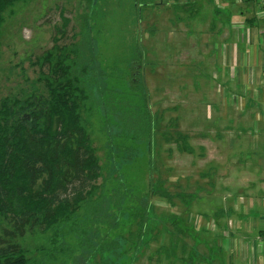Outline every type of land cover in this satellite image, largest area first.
<instances>
[{"label":"rangeland","instance_id":"374dc122","mask_svg":"<svg viewBox=\"0 0 264 264\" xmlns=\"http://www.w3.org/2000/svg\"><path fill=\"white\" fill-rule=\"evenodd\" d=\"M239 1L235 0V4ZM208 2L212 6L221 4L219 0ZM200 3L201 0H28L14 4L4 14L0 31V97L25 96L40 87V68L35 61L55 43L69 44L85 60L92 58L110 76L111 73L127 75L132 66L134 77L142 76L145 81L156 126L150 147L141 145L138 158L124 163L122 153L105 142L106 129L100 124L102 122L98 123L102 117L97 116L93 121L95 145L105 166L103 176L107 181H116L117 177L119 181H126L127 188L134 190L137 200L151 203L150 216L154 218L141 229L142 238L132 241L139 250H129L123 258H116V264H181L184 253L193 263L197 260L196 255L197 258L210 256L215 261L219 248L225 249V238L242 237L248 232L246 222L254 224L255 220L264 219V183L239 181L236 175L232 181H226L229 178L218 177V174L227 164L221 162L220 166L214 157L208 161V152H213L218 158L228 155L229 159L238 162L251 157L250 150L245 147L250 141L236 136H240L243 124L240 123L241 128L235 131V122L226 123L229 128L221 143L211 142L208 137L201 142L203 137L199 136L203 131L213 135L218 125V129L223 130L226 117L234 115L233 119H236L247 111V108L243 110L245 107L241 102L234 103L229 97L225 103H220L221 106L215 107L214 104L209 107L205 103L214 76L211 71L221 68L203 67V64L210 63L211 53L203 52L202 58L194 60V51L184 50V44L176 39L177 31L181 35L185 28L190 39L196 40L199 30L195 28V22L202 26L209 22L208 18L205 20L206 14L210 15L207 8L202 9L200 17L192 19L194 9L199 8ZM61 16L69 20L66 27H63ZM262 33L264 36V31ZM54 37H60V40L55 41ZM200 80L206 83V93L194 88V84H203ZM111 81L115 89L128 88L121 78L114 77ZM212 85L219 89L222 84L214 81ZM114 101V98L105 100L104 104ZM104 104L101 107L105 108ZM222 113L226 114L225 118H221ZM177 130L189 134V142L195 148L193 154L177 148L173 139ZM24 143L31 149L25 158L26 168L33 174L37 171L42 173L39 166L46 167L45 158L53 169L59 171L60 179L73 189L76 181L73 172L77 162L75 154L68 153L69 150L64 152L59 142L45 146L37 139L27 138ZM200 143L205 144L206 148L202 146L204 150L199 148ZM201 152L205 154L203 157ZM229 175L228 167L225 177ZM97 181H103V177ZM150 181L155 190L167 191L169 196L151 195ZM71 197L69 193L59 200L70 201ZM237 203L241 206L248 203L243 215L246 220L239 214L234 216L231 206ZM131 204L136 205L135 202ZM125 227L135 231L137 224L130 223ZM120 232L119 225L111 235L118 239ZM44 238L41 233H28L21 243L30 249L31 254L40 256L36 249L44 245ZM172 242L178 257L157 261L154 256L157 248L164 244L169 247ZM127 245L120 240L121 251ZM100 256L96 254L93 259L74 264H104L109 263L106 257H114L104 253L102 263Z\"/></svg>","mask_w":264,"mask_h":264},{"label":"trees","instance_id":"16d2710c","mask_svg":"<svg viewBox=\"0 0 264 264\" xmlns=\"http://www.w3.org/2000/svg\"><path fill=\"white\" fill-rule=\"evenodd\" d=\"M26 1L0 0V31L5 12ZM249 1L258 6L256 15L262 17L264 24V5L258 0ZM61 19L66 27L69 20L64 16ZM35 63L40 68V87L25 96L0 97V264H74L80 260L84 263L96 254L101 255L103 263L104 253L114 256L106 257L107 264H116V258H123L129 250H139L132 241L142 238L141 229L154 218L150 216L151 203L137 200L126 181H119L118 177L116 181H107L103 176L105 166L95 145L93 121L102 117L97 122H102L106 129L105 142L122 153L124 163L138 158L141 145L150 147L156 126L145 81L142 76L134 77L132 66L126 76L117 73L110 76L92 58L85 60L75 48L64 43H55ZM114 77L121 78L128 88L115 89L111 81ZM113 98L114 102L104 104ZM176 132L173 139L177 148L193 154L189 134ZM27 138L37 139L45 146L59 142L64 152L75 154L76 181L72 190L45 158L46 167L39 166L42 173L33 174L26 168L25 158L31 151L24 143ZM102 177L103 181H97ZM69 193L70 201L59 200ZM150 193L169 196L167 191L155 190L152 181ZM130 223L137 224L135 231L125 227ZM119 225L121 232L117 239L111 233ZM28 233L45 236L44 245L36 249L40 256H34L22 245ZM144 235L145 231L143 238ZM172 239L175 241V236ZM120 240L128 244L122 251ZM176 251L172 242L169 247L159 246L154 256L157 261L176 258Z\"/></svg>","mask_w":264,"mask_h":264},{"label":"crops","instance_id":"0c3cea01","mask_svg":"<svg viewBox=\"0 0 264 264\" xmlns=\"http://www.w3.org/2000/svg\"><path fill=\"white\" fill-rule=\"evenodd\" d=\"M219 2L221 4L212 6L208 0L206 2L201 0L199 8L194 9L192 19L200 17L203 8H207L210 12V15L206 14L208 17L205 20L208 18L209 22L205 23V26L195 22L194 26L199 30L196 40L190 39L185 28L181 35L177 31L176 39L183 42L181 44H184V50L188 48L194 51V60L202 58L201 53L203 52L211 53L210 63L203 64V67L220 66L221 68L219 71H211L214 76L211 78V88H208L209 94L205 103L209 107L214 104L217 107L220 103H225L226 98L229 97V100H233L234 103L241 102L245 107L243 110L247 108V111H244L246 113H242L236 119H233L234 115L226 117V114L222 113L221 118L226 117L225 124H223L224 129H218L220 126L218 125L213 135L203 131L199 133V136L203 137L201 142L205 137H208L211 142L221 143L225 131L229 128L226 123L235 122V131H239L241 128L240 123L243 124L240 136L239 134L236 136L240 137V140L243 137L250 141V143H246L245 147L250 150L248 153L251 157L245 162H238L229 159L228 155L218 158L213 152L211 154L207 151L208 161L214 157L220 162V166L221 162L227 164L224 169H220L218 174V177L229 178L226 181H232L236 175L239 181H261L264 183V46L262 44L264 39L261 32L264 24L262 17L256 15L258 6L253 1H239L238 4H235V0H219ZM254 15L256 16L254 17ZM251 18H253L252 21H250ZM214 81L222 84L219 89L212 85ZM190 83L192 84V82ZM200 83L203 84H194V88H200L206 93V83L203 80H200ZM216 121L219 124V120ZM247 128L249 131H246ZM202 146L205 147V144L200 143L199 145V148L204 150ZM231 148H234V145L230 147V150ZM216 149L219 150V148ZM200 155L203 157L205 154L201 152ZM228 167L230 175L225 177ZM247 204L241 206L240 203H237L233 207L231 206L234 216L239 214L243 218ZM237 206L240 207L239 212ZM243 219L246 220V218ZM245 227L248 232L244 236L225 238V249L219 248L215 261L208 256L196 258L197 260L193 263L187 260L184 253L181 264H264V219L255 220L254 224L246 222ZM231 236H233L232 233Z\"/></svg>","mask_w":264,"mask_h":264},{"label":"built area","instance_id":"2783aa9c","mask_svg":"<svg viewBox=\"0 0 264 264\" xmlns=\"http://www.w3.org/2000/svg\"><path fill=\"white\" fill-rule=\"evenodd\" d=\"M261 4L264 5V0H258Z\"/></svg>","mask_w":264,"mask_h":264}]
</instances>
